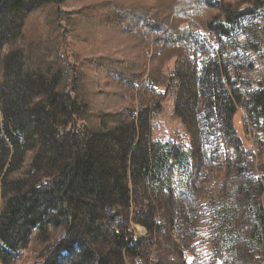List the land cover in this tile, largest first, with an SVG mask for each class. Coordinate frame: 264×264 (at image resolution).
I'll list each match as a JSON object with an SVG mask.
<instances>
[{"label":"trees","instance_id":"trees-1","mask_svg":"<svg viewBox=\"0 0 264 264\" xmlns=\"http://www.w3.org/2000/svg\"><path fill=\"white\" fill-rule=\"evenodd\" d=\"M58 1L0 0V264L16 263L21 250L29 251L33 235L46 238L48 227L62 235L38 247L49 252L41 264H135L152 247L144 242L163 230L149 200L164 196L172 204L169 214L159 217L168 218L173 229L181 219L187 227L199 221L209 231L211 264H264V182L246 175L250 150L233 120L240 104L264 136V80L242 99L229 93L228 71H220L204 33H227V24L253 15L260 0H171L164 8L169 15L163 16L152 7L112 2L108 14L98 18L83 12L76 24L84 31L108 21L142 47L144 60L133 65L96 60L132 103L137 100L136 108L128 104L115 112L90 102L93 91L85 86V74H72L47 31L43 40V33L36 39L25 34L28 17ZM51 16L47 30L58 28L62 12L52 8ZM170 59L173 68L166 73ZM172 82L179 84L174 113L189 125L193 151L151 138V116L164 97L158 88ZM216 124L233 150L226 165L229 181L209 198L207 215L188 214L173 202L192 199V181L210 160ZM242 128L245 132L244 123ZM259 168L264 172V164ZM176 173L179 183L186 178L179 193L170 180ZM228 185L234 186L230 193ZM138 191L145 194L142 200L134 198ZM133 207L143 217L146 241L127 226Z\"/></svg>","mask_w":264,"mask_h":264},{"label":"rangeland","instance_id":"rangeland-1","mask_svg":"<svg viewBox=\"0 0 264 264\" xmlns=\"http://www.w3.org/2000/svg\"><path fill=\"white\" fill-rule=\"evenodd\" d=\"M208 1L212 4L220 2V0ZM64 2L61 0L34 12L26 20L25 34L30 39H36L41 37V33H43V40L47 31V37L50 36L47 39L52 40L51 43L55 42L60 59L69 64L72 68V74L74 71H83L85 74V86L93 91V101L90 100V102L95 103L99 110L105 112L120 111L128 104L134 105L133 107L136 108L138 106L137 100L132 103V98L128 95L129 92L107 77L100 68V61L96 60L102 59L101 62L106 61L110 64L114 60L116 62L124 60L133 65L144 60L140 56L143 54L142 47L133 39L125 37L118 31L116 32L110 24L108 25V21L99 22L93 29H87V32L78 27L76 22L82 18V13L87 10H91L97 18L99 15L108 14L109 8L107 6H110V2L116 6L152 7L161 16L169 15V11L164 12V8L171 0H67L66 3ZM258 4L261 6L254 10L253 15L239 20L235 25L227 24L231 27H226L227 33L225 34L218 33L215 29L214 34L211 35V33L198 28L199 34L204 32L210 40L212 58L219 61L220 71H223L224 68L228 71L230 78V84L226 85L228 92L233 96H239L241 99L249 91L257 88L264 80V0H260ZM56 7L62 12L61 19H58V28L53 30L50 27L47 30V23L52 20L51 9ZM170 14L173 15V12ZM220 22L222 23L224 20L222 19ZM161 36L165 35L161 33ZM152 51L153 49L147 53L151 54ZM148 57L150 58V56ZM173 64L174 59L165 62L166 73L172 70ZM143 78L146 80V77ZM158 90L163 93L164 97L159 104L158 112L151 116V138L155 142H174L187 152L190 149L193 151L196 148V141H192L194 136H191V129L174 113L179 84L172 82L166 88L159 87ZM237 107L238 111L233 118L234 127L238 131L237 134L243 141L244 147L250 150L246 160L249 174L246 175L259 176L258 178L264 182V172H261L259 168L264 164V136L260 124L253 120L256 119L255 117H249L251 115H248L247 110H244L240 104ZM200 123L203 125L201 121ZM243 123L245 124V132L242 128ZM215 129L216 136L215 138L211 136L212 144L207 152L210 155V160L207 161L206 166L196 170L192 181L194 187V191L190 193L192 199L186 202H173L176 204L175 207L179 210L184 209L188 214H191L190 210L206 214L209 198H215L222 183L229 181L226 165H229L233 150L225 143L222 135L218 134L220 133L218 124L215 125ZM208 130L211 131L212 128ZM213 151H216L215 155ZM195 156L199 158L197 154ZM180 178L181 176L176 173L170 179L172 184L176 185V192L178 193L182 191V185L186 182L184 177L179 183ZM226 189L227 191L232 190L229 185L226 186ZM136 193L134 198L142 200L145 196L140 191ZM195 194L200 198L196 197ZM149 203L155 207L153 212L157 215L156 218L163 222V230L146 241L148 233L140 223L143 217L140 216L141 214H139L140 217L138 214H134L137 210L133 207L134 210L126 218L127 226L136 238L146 241L144 246L152 245L145 250V256L135 264H140L141 261L149 264H211V234L202 227L199 221H195L193 227H187L186 223L179 219L173 229L168 218L164 221L162 217H159V213L169 214L168 207L172 204L169 199L164 196L158 201L149 200ZM60 233V229L52 227L47 228L46 238L35 233L28 247L29 251L21 250L19 254L22 256H19L14 264H41L49 256V252L48 250L46 252L39 251L37 250L38 247L52 245L54 240L61 237L62 233L61 235ZM48 234L52 235L53 240L47 242ZM129 264L131 263L129 262Z\"/></svg>","mask_w":264,"mask_h":264}]
</instances>
